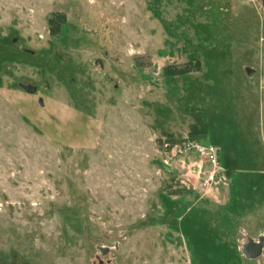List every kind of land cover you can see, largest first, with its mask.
Here are the masks:
<instances>
[{"label":"rangeland","instance_id":"1","mask_svg":"<svg viewBox=\"0 0 264 264\" xmlns=\"http://www.w3.org/2000/svg\"><path fill=\"white\" fill-rule=\"evenodd\" d=\"M0 264H264V0H0Z\"/></svg>","mask_w":264,"mask_h":264},{"label":"built area","instance_id":"2","mask_svg":"<svg viewBox=\"0 0 264 264\" xmlns=\"http://www.w3.org/2000/svg\"><path fill=\"white\" fill-rule=\"evenodd\" d=\"M164 147L167 149H175V153H185L186 151H194L200 158V163L205 162L212 171L209 173V179L213 180L215 172L221 171L219 162V150L213 144H194L190 140H183L181 143H169L165 142Z\"/></svg>","mask_w":264,"mask_h":264},{"label":"trees","instance_id":"3","mask_svg":"<svg viewBox=\"0 0 264 264\" xmlns=\"http://www.w3.org/2000/svg\"><path fill=\"white\" fill-rule=\"evenodd\" d=\"M65 22V14L63 12L54 13L50 16L48 20L50 34L54 35L57 34L59 31L60 26ZM199 64L196 63L194 68L189 67L188 64H183L180 66H165L163 68V73L165 75H176L190 72L191 70H198ZM170 140L171 144L175 142V139H168ZM157 142L161 143V139H157Z\"/></svg>","mask_w":264,"mask_h":264}]
</instances>
